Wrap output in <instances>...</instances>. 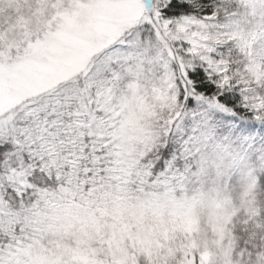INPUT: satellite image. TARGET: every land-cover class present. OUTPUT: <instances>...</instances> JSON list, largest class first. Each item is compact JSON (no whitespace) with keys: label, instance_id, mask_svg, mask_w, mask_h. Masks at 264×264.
<instances>
[{"label":"snow or ice","instance_id":"snow-or-ice-1","mask_svg":"<svg viewBox=\"0 0 264 264\" xmlns=\"http://www.w3.org/2000/svg\"><path fill=\"white\" fill-rule=\"evenodd\" d=\"M0 264H264V0H0Z\"/></svg>","mask_w":264,"mask_h":264}]
</instances>
